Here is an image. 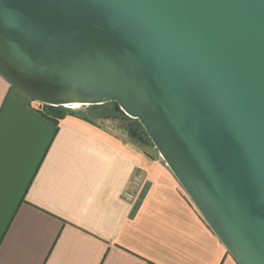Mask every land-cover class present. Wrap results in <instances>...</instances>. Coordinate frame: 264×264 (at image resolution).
<instances>
[{
	"label": "water",
	"instance_id": "95a60500",
	"mask_svg": "<svg viewBox=\"0 0 264 264\" xmlns=\"http://www.w3.org/2000/svg\"><path fill=\"white\" fill-rule=\"evenodd\" d=\"M0 76L115 103L237 264H264V0H0Z\"/></svg>",
	"mask_w": 264,
	"mask_h": 264
},
{
	"label": "crops",
	"instance_id": "0c3cea01",
	"mask_svg": "<svg viewBox=\"0 0 264 264\" xmlns=\"http://www.w3.org/2000/svg\"><path fill=\"white\" fill-rule=\"evenodd\" d=\"M0 264L237 262L129 129L112 117L55 121L0 76Z\"/></svg>",
	"mask_w": 264,
	"mask_h": 264
},
{
	"label": "trees",
	"instance_id": "16d2710c",
	"mask_svg": "<svg viewBox=\"0 0 264 264\" xmlns=\"http://www.w3.org/2000/svg\"><path fill=\"white\" fill-rule=\"evenodd\" d=\"M41 107L43 109V113L49 118L55 119V121L62 119L68 115H73V116L80 117L82 119L90 120L93 118H97V119H104V118H111V117L113 118L114 116H118L119 114H122L115 110V107H116L115 103H107L101 106H89L87 108L85 107L84 109H80V110H72V109L65 108V107H54V106H47V105H41ZM138 124L141 129V130L139 129V132L143 134L142 135L143 141L137 138L136 139L140 141L141 143L150 146L156 151V149L151 144L147 134L145 133L144 129L142 128L139 122Z\"/></svg>",
	"mask_w": 264,
	"mask_h": 264
},
{
	"label": "built area",
	"instance_id": "2783aa9c",
	"mask_svg": "<svg viewBox=\"0 0 264 264\" xmlns=\"http://www.w3.org/2000/svg\"><path fill=\"white\" fill-rule=\"evenodd\" d=\"M142 186V178L139 176L134 177L130 183L129 188L123 193V198L130 203L136 202L142 190Z\"/></svg>",
	"mask_w": 264,
	"mask_h": 264
},
{
	"label": "rangeland",
	"instance_id": "374dc122",
	"mask_svg": "<svg viewBox=\"0 0 264 264\" xmlns=\"http://www.w3.org/2000/svg\"><path fill=\"white\" fill-rule=\"evenodd\" d=\"M117 117L119 119L116 120V121L121 126V128H127V129H129V128L132 127L133 129H137V128L140 129V126H139L137 120H134V119H132V118H130L128 116L122 115V114H119Z\"/></svg>",
	"mask_w": 264,
	"mask_h": 264
},
{
	"label": "flooded vegetation",
	"instance_id": "af4514ba",
	"mask_svg": "<svg viewBox=\"0 0 264 264\" xmlns=\"http://www.w3.org/2000/svg\"><path fill=\"white\" fill-rule=\"evenodd\" d=\"M113 119L116 121L119 118L117 116H114ZM129 130L131 131L132 135H134L137 139L143 141V134L141 132H139V129H133L132 127L129 128Z\"/></svg>",
	"mask_w": 264,
	"mask_h": 264
}]
</instances>
